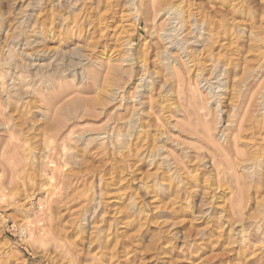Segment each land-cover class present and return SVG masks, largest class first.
I'll return each mask as SVG.
<instances>
[{"label":"rangeland","instance_id":"obj_1","mask_svg":"<svg viewBox=\"0 0 264 264\" xmlns=\"http://www.w3.org/2000/svg\"><path fill=\"white\" fill-rule=\"evenodd\" d=\"M1 84L0 264H264V0H0Z\"/></svg>","mask_w":264,"mask_h":264},{"label":"bare ground","instance_id":"obj_2","mask_svg":"<svg viewBox=\"0 0 264 264\" xmlns=\"http://www.w3.org/2000/svg\"><path fill=\"white\" fill-rule=\"evenodd\" d=\"M173 8H174V7H173ZM175 8H176V7H175ZM169 10H170V8H169ZM171 10H172V8H171ZM174 10H175V9H173V11H174ZM178 10H179V9H178ZM39 11H40V10H39ZM169 13H170V12H169ZM179 13H181V12H179ZM134 18H135V16H134ZM133 22H134V21H133ZM133 22H132V23H133ZM133 25H134V24H133ZM33 26H34V25H33ZM33 26H31V27L33 28ZM129 26H130V25H129ZM130 27H131V26H130ZM161 33H162V32H161ZM178 34H179V33H178ZM158 35H159V34H158ZM165 38H166V37H165ZM155 42H156V40H155ZM155 42H154V43H155ZM130 43H131V42H129L128 44H130ZM159 43H160V42H159ZM156 44H157V42H156ZM128 46H131V44L128 45ZM154 46H156V45L154 44ZM159 46H160V45H158V47H157L158 49H159ZM166 47H167V46H166ZM166 47L164 46V48H166ZM160 48H162V47H160ZM155 49H156V48H155ZM155 49H154V50H155ZM165 50H167V48H166ZM157 51H159V50H157ZM163 51H164V50H163ZM167 51H168V50H167ZM154 52H155V51H154ZM156 53H157V52H156ZM156 53H154V54H156ZM158 53H159V52H158ZM261 54H262V53H261ZM145 55H146V54H145ZM163 55H164V54H163ZM165 55H166V54H165ZM128 57H129V56H128ZM261 57H262V56H261ZM128 59H129V58H128ZM167 59H168V58H167ZM258 59H259V58H258ZM139 61H140V63H141V67L145 68L144 65H145L146 62H143V61H145V60H143V58H142V60L140 59ZM143 63H144V65H143ZM171 67H172V66H171ZM173 67H174V66H173ZM191 68H192V67H191ZM172 69L174 70V68H172ZM173 70H172V71H173ZM237 70H238V69H237ZM172 73H173L172 75L175 76L174 78H176V81H177V82H178V81H182V80H181V79H182V75H181L180 70H179V71H173ZM197 74H198V73H197ZM218 74H219V73H218ZM196 76H197V75H196ZM240 77H241V76H240ZM236 78H237V77H236ZM238 78H239V77H238ZM244 78H245V77H244ZM237 80H239V79H237ZM243 80H244V79H243ZM206 82H207V81H206ZM4 83H5V82H4ZM4 85H5V84H4ZM8 85H9V84H8ZM218 87H219V86H218ZM246 87H248V86H246ZM3 88H4V87H3V84H1V85H0V89H1V91H4ZM232 88H233V87H232ZM237 89H238V88H237ZM232 90H233V89H232ZM232 90H231V91H232ZM245 90H246V89H245ZM239 91H240V90H239ZM213 94H214V93H213ZM1 95H2V94H1ZM8 96H9V95H8ZM231 96H232V95H231ZM252 98H253V97H252ZM231 99H232V98H231ZM237 99H238V98H237ZM237 99H236V100H237ZM232 100H233V99H232ZM228 101H229V100H228ZM235 102H236V101H235ZM216 104H217V103H216ZM247 104H248V103H247ZM236 105H237V104H236ZM238 106H239V105H238ZM242 106H243V105H242ZM233 107H234V106H233ZM234 108H235V107H234ZM238 108H239V107H238ZM215 109H216V108H215ZM243 110H244V109H243ZM245 112H246V111H245ZM248 112H249V111H248ZM2 113H3V111H2ZM225 113H226V112H225ZM239 113H240V112H239ZM246 113H247V112H246ZM242 114H243V113H242ZM247 114H248V113H247ZM219 115H220V114H219ZM262 115H263V114H262ZM240 116H241V115H240ZM246 116L248 117V115H245V117H246ZM217 117H218V116H217ZM247 117H246V119H247ZM261 117H262V116H261ZM238 118H239V117H238ZM241 118H244V117L241 116ZM262 118H264V115H263ZM230 119H231V118H230ZM236 119H237V118H236ZM236 119H235V121H236ZM246 119H244V120H246ZM248 119H249V118H248ZM3 120H5V119L3 118ZM249 120H250V119H249ZM249 120H248V121H249ZM263 120H264V119H263ZM263 120H262V121H263ZM246 121H247V120H246ZM246 121H243V122L246 124ZM243 122H242V120L239 119V120L237 121L236 124H231V125H234V126H235V127H233L232 131H230V132H226L225 129H224V130H220L219 133H218L220 136H222V135H225V136H226V139H225V142H226V143H225V144H226V148H228V151H227V149H226L227 152H231L232 154H233V152H234L235 155H236V154H240L241 156H246L244 159H243V157H242V159H243V160H242V164L244 163V160H245V159H246L245 161H248V162H249V161L251 160L250 158H253L254 156H256V155H253V154H254L253 152H252V153H253V154H252L253 156H252V155H248V153L251 154L250 151H254L255 148L258 147V146H256V144L254 143L255 146H256V147L252 146V147H254V150H249L248 153L243 152V151L241 150L242 142L244 143V141H247V140L250 142V139H252V138H251L252 136H253V137H256V136H255L256 134L253 135V133L257 132V131H254L252 134L250 133L252 136L249 135L250 138L248 137L247 140H244V139L242 138V137H243L242 134L244 133V131H248L247 129H248L249 127H251V126H249V127L246 126V128H247V127H248V128H247L246 130H244L245 128H244V124H243ZM250 122H251V120H250ZM261 123H262V122H261ZM227 124H228V123H227ZM227 124H226V125H227ZM208 125H209V124H207V126H208ZM231 125H230V128H231ZM246 125H248V124H246ZM251 125H252V124H251ZM253 125H254V124H253ZM225 127H226V126H225ZM254 127H255V126H254ZM254 127H253V128H250V130H251V129L256 130V128H254ZM256 127H257V126H256ZM208 128H209V127H208ZM207 130L209 131V129H207ZM243 130H244V131H243ZM250 130L248 131V133L250 132ZM220 132H221V133H220ZM251 132H252V131H251ZM262 136H263V135H262ZM209 137H210V140L212 141V143L215 145L214 147L218 148L219 150H222V149H223V147L220 145L221 143L219 144V143H217V140H216V139H213L214 136L212 137V136L209 135ZM217 137H218V136H217ZM258 137H260V136H258ZM263 137H264V136H263ZM261 138H262V137H261ZM245 139H246V138H245ZM253 139H254V138H253ZM214 140H215V141H214ZM243 140H244V141H243ZM248 141H247V142H248ZM251 141L253 142V140H251ZM260 141H261V139H260ZM262 141H263V140H262ZM249 142H248V144H249ZM259 143H260V142H259ZM262 143H263V142H262ZM6 144H7V143H6ZM245 144H246V142H245ZM250 145H251V144H250ZM223 146H224V145H223ZM246 146H248V145H246ZM259 146H260V145H259ZM224 147H225V146H224ZM249 147H250V146H249ZM242 148H243V147H242ZM244 148H245V147H244ZM250 148H251V147H250ZM260 148H262V147H259V148H258V151H261V150H262V149L259 150ZM218 149H217V151L219 152ZM245 149H247V148H245ZM251 149H252V148H251ZM223 151H224V150H223ZM247 151H248V149H247ZM258 151H257V153H259ZM221 152H222V151H221ZM221 152H219V154H220ZM255 152H256V151H255ZM147 153H149V150H148ZM222 154H224L223 156H225V155L227 156V153H225V151H224V153L222 152ZM255 154H256V153H255ZM259 154H260V153H259ZM220 155H221V154H220ZM233 155H234V154H233ZM147 156H148V155H147ZM257 156H258V155H257ZM257 156H256V158H258ZM148 157H149V156H148ZM226 158H227V157H226ZM229 158H230V156H229ZM229 158H227V164H230V163L228 162V161H230ZM234 158H235V157H234ZM254 158H255V157H254ZM254 158H253V159H254ZM212 159H213V165H214L215 162H216V160H214V159H215L214 157H213ZM258 159H259V158H258ZM258 159H257V160H258ZM240 160H241V159H240ZM240 160H239V161H240ZM211 161H212V160H211ZM231 161H232V160H231ZM233 161H234V160H233ZM251 161H254V160H251ZM251 161H250V163H252ZM237 162H238V161H237ZM255 162H256V161H255ZM216 163H217V162H216ZM177 164H178V161H177V160H174V162L171 164L172 167H173V169H175V170L180 169V168H179V167H180V166H179L180 164H179V165H177ZM231 164H232V163H231ZM237 164H238V163H237ZM239 164H240V162H239ZM246 164H248V163L246 162ZM246 164H245V165H246ZM211 165H212V162H211ZM235 165H236V164H235ZM169 166H170V165H169ZM175 166H176V167H175ZM204 166H205V165H204ZM215 166H216V165H215ZM218 166H219V165H218ZM231 166H232V165H231ZM172 167H171V168H172ZM232 167H233V166H232ZM234 167H235V166H234ZM242 167H243V165H242ZM251 167H252V166H251ZM176 168H177V169H176ZM216 168H217V166H216ZM230 168H231V167H230ZM71 170H73V169H71ZM181 170H182V169H181ZM195 170H197V169L195 168ZM77 172H78V171H77ZM78 173H79V172H78ZM211 173H212V172H211ZM215 173H216V171H215ZM218 174H219V173H218ZM75 175H76V174H75ZM262 175H263V174H262ZM185 176H187V175L185 174ZM234 176H235V177H234ZM217 177H218V176H217ZM233 177L235 178L234 181H235L236 183H238V180H239L238 176L233 175ZM74 178H75V177H74ZM186 178H187V177H186ZM186 178H185V179H186ZM79 181H80V179H79V177H77V175H76L75 180H74L73 182H71V183H72V188H73V185H76V186H74V188L77 187V184L79 183ZM260 181H261V180H260ZM253 183H254V182H253ZM257 184H258V183H257ZM168 185H169V184H168ZM224 186H225V184H224ZM224 186H223V187H224ZM168 187H169V186H168ZM168 187H167V188H168ZM167 188H166V190H167ZM182 188H183V190H182ZM76 189H77V188H76ZM76 189H75V190H76ZM169 189H171V191H172V192H175V193H176V192H180V191H183V192L185 191V192H187L188 187H187L185 184H183L181 187H178V186H170V188H168V191H169ZM75 190H74V192H75L74 194H73V192L71 193V194H72V198H73V195H74V197H75V194L78 193V192H76L77 190H76V191H75ZM226 190H227V189H226ZM72 191H73V189H72ZM172 192H171V193H172ZM249 195H250V193H249ZM77 197H78V196H77ZM249 197H250V196H249ZM69 198L71 199V195H70ZM76 199H77V198H76ZM76 199H75V200H76ZM75 200H74V201H75ZM68 201H70V200H68ZM71 201H73V200H71ZM71 201H70V202H71ZM173 201H174V200H173ZM171 202H172V201H171ZM173 203H174V202H173ZM67 204H68V203H67ZM67 204H66V205H67ZM73 205H74V203H73ZM68 206H69V205H68ZM68 206H67V207H68ZM70 206H71V205H70ZM67 207H65L64 209H67ZM71 207H72V206H71ZM72 208H73V207H72ZM75 208H76V207H75ZM75 208L71 210L72 213H73V210H75ZM70 209H71V208H70ZM64 211H66V210H64ZM69 211H70V210H69ZM77 211H78V210H77ZM75 212H76V210H75ZM67 213H68V211H67ZM69 213H70V212H69ZM72 213H71V214H72ZM75 214H76V213H75ZM75 214H74V215H75ZM66 215H67V214H66ZM79 215H80V214H79ZM70 216H71V215H70ZM60 217H61V216H60ZM66 217H68V216H66ZM71 217H75V218H76V216H71ZM71 217H70V219H71ZM64 218H65V217H64ZM79 218H80V217H79ZM79 218H78V219H79ZM67 219H69V218H67ZM80 219H81V218H80ZM83 219H84V218H83ZM83 219H82V220H83ZM65 220H66V219H65ZM75 220H76V219H75ZM75 220H73V222H74ZM60 221H61V223H62V224L60 223V224L62 225L61 228L63 229L64 227H63L62 217H61V220H60ZM60 221H59V222H60ZM67 221H68L67 224L70 223V226H73V228H74V226H76V228L78 227V226H77L78 224L76 225V223H79V220H76L75 223L72 222L73 225H71V222H70L69 220H67ZM71 221H72V219H71ZM77 221H78V222H77ZM80 221H81V220H80ZM64 222H65V221H64ZM81 222H82V221H81ZM65 223H66V222H65ZM60 224H59V225H60ZM67 224H66V225H67ZM74 224H75V225H74ZM64 226H65V224H64ZM68 226H69V224H68ZM61 228H58L59 230H57L56 228H54V229H56L57 232L59 233V231H61V232L64 231V230H63V231L60 230ZM81 228H82V227H81ZM78 229H79V228H78ZM78 229H77V230H78ZM66 230L68 231L69 229H65V231H66ZM71 230H72V228H71ZM67 231H66V232H67ZM73 231H75V229H73ZM73 231H72V234H73ZM80 231H81V230H80ZM80 231H79V232H80ZM53 232H54V230H53ZM57 232H55L56 235H57ZM61 232H60V233H61ZM66 232H65V233H66ZM68 232H69V231H68ZM68 232H67V233H68ZM75 232H76V234L79 233V232H77V231H75ZM239 232H240V234H241V233H242V230H240ZM63 233H64V232H63ZM63 233H61V234H63ZM65 233H64V234H65ZM237 233H238V232H237ZM61 234H60V235H61ZM64 234H63V237H65V235H66V234H65V235H64ZM70 234H71V233H70ZM76 234H75V235H76ZM57 236H58V235H57ZM57 236H55L56 238H53V241H54L55 246H56V248H54V249H59V250H60L59 253H60L61 256H63V255H69V254H70V251H69V249L66 247V244H64V243H66V240L63 238V240H65V241H63L64 243H62V240L59 241V240L57 239ZM66 236H67V235H66ZM76 236L78 237V235H76ZM238 236H239V235H238ZM60 237H61V236H60ZM60 237H59V238H60ZM77 237H76V238H77ZM106 237H107V236H106ZM240 237H242V234H241V236H239V238H240ZM47 238H48V237H47ZM69 238H71V237L69 236ZM72 238H73V237H72ZM61 239H62V238H61ZM67 240H68L67 242H70L69 239H67ZM73 240H75V239H73ZM71 241H72V239H71ZM239 241H241V240H239ZM72 243L74 244V242H72ZM77 243H78V241H77ZM68 244H69V243H68ZM70 244H71V243H70ZM73 244H72V245H73ZM72 245H71L70 247H72ZM55 246H54V247H55ZM68 246H69V245H68ZM74 247H76V246L74 245ZM74 247H73V248H74ZM77 247H78V246H77ZM73 248H71V250H72L71 255L75 256L74 254H77V252H76V251H73V250L75 249V248H74V249H73ZM73 252H75V253L73 254ZM54 253H55V252H54ZM78 253H79V252H78ZM79 254H80V253H79ZM79 254H78V257H79ZM71 255H70V256H71ZM57 257H58V256H57ZM64 257H65V256H64ZM67 257H68V256H67ZM69 260H71V259H69ZM61 261H62V260H61ZM63 261H64V260H63ZM63 261H62V262H63ZM64 264H65V263H64ZM67 264H68V263H67Z\"/></svg>","mask_w":264,"mask_h":264}]
</instances>
